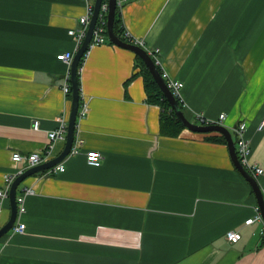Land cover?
Here are the masks:
<instances>
[{"label": "crops", "instance_id": "0c3cea01", "mask_svg": "<svg viewBox=\"0 0 264 264\" xmlns=\"http://www.w3.org/2000/svg\"><path fill=\"white\" fill-rule=\"evenodd\" d=\"M95 1L0 0V188L26 165L14 153L50 152L49 161L64 150L67 140L49 149L72 108L63 90L71 66L58 56L76 51L69 32ZM119 9L124 31L160 50L161 74L184 84L186 117L202 125L198 113L215 122L226 114L234 138L246 122L250 162L264 169V0H127ZM137 56L110 39L90 50L79 71L81 153L64 172L19 187L35 194L25 232L0 240V264H264V220L246 225L258 198L226 138L185 127L163 134ZM89 151L103 154L101 166L88 164ZM0 210L1 228L9 198ZM230 230L239 243L226 239Z\"/></svg>", "mask_w": 264, "mask_h": 264}, {"label": "built area", "instance_id": "2783aa9c", "mask_svg": "<svg viewBox=\"0 0 264 264\" xmlns=\"http://www.w3.org/2000/svg\"><path fill=\"white\" fill-rule=\"evenodd\" d=\"M125 1L127 0H117V8H122ZM94 13V8L92 6H89L87 9V14L83 16L80 19V29L78 30H71L69 34L75 38L76 41V51L75 52H68L65 54H61L58 56L59 60H62L66 62L69 66H72L73 59L75 57L76 52L80 49L82 46L86 36L87 32L90 26L91 18ZM109 13V4L108 0H104L101 12L99 15L98 23L94 31L93 39L90 43L89 49L86 52L85 61L90 53V50L94 48L95 46H100L108 42V32H107V17ZM123 37L125 38V41L135 44L138 46H141L145 48L146 44L144 40H140L138 38H134L129 32L124 31ZM147 49V48H145ZM148 53L154 57L155 63L159 66L161 64L160 59L158 57V54L160 53V50L158 48L155 49H147ZM85 63V62H84ZM81 70V69H80ZM163 78L167 82L168 87L173 92L174 96L179 99L181 102H183L181 91L184 87V84L179 81L172 78H169V75L164 72ZM63 90L65 94H71L72 92V85L70 82V75L67 76V82L65 83ZM82 116L86 114V108L82 111V113H79ZM79 117V116H78ZM196 119L198 122H200L202 125H213V124H223V121L226 118V114H221L219 121L215 122L213 120H210L207 118L203 113L196 114ZM59 125L58 127L53 130L50 133V139L52 142V145H50L49 149L54 148L55 143L58 141H66L67 140V130H68V118L67 116H61L58 118ZM39 127V122H35V128ZM264 129V119L262 123L260 124V130ZM235 135V144H236V151L238 154V157L243 164V166L252 173V175L258 180L259 176L264 175V169L260 166H258L255 163L250 162V157L252 154V146L250 140L246 137L247 132V123L242 122L233 130ZM81 147H82V141L80 139H76L74 142V145L72 147V150L70 152V155H78L81 153ZM48 150V149H47ZM46 150V151H47ZM45 151V152H46ZM50 154L43 152H33L28 156H23L20 153H14L13 154V161L17 164H26L25 166H22L15 174H9L5 177L6 186L4 188H0V200H6L9 198L10 189L14 181L18 176H20L23 172L26 170L35 167L37 165H40L46 161H48L47 155ZM87 162L91 166L99 167L102 164L103 160V154L99 151H89L86 153ZM54 172H64L65 166L63 163L55 166L52 169ZM262 191L264 194V187H262ZM35 194L34 189L32 188H26L17 195V203H18V217L15 226L13 227L12 231L13 233H24L25 232V224L21 222L22 216L26 213V199L28 196ZM1 214V210H0ZM263 216L259 209L257 210L256 215L253 218H250L246 221V225H253L257 222H262ZM226 239L232 243L237 244L242 240V234L239 231L236 230H230L226 234Z\"/></svg>", "mask_w": 264, "mask_h": 264}, {"label": "water", "instance_id": "95a60500", "mask_svg": "<svg viewBox=\"0 0 264 264\" xmlns=\"http://www.w3.org/2000/svg\"><path fill=\"white\" fill-rule=\"evenodd\" d=\"M103 2L104 0L95 1L94 13L91 18L87 36L82 46L80 47V49L76 52L75 57L73 59L72 66H71V79L70 80H71V85H72V108H71V114H70V119H69V124H68L67 141H66L65 148L61 152V154H59L54 159L46 161L35 167H32L26 170L25 172H23L20 176L16 178V180L11 186L10 194H9V199H10V204H11L10 218L8 222L3 227L0 228V240L5 235L10 233V231L13 229V227L16 224L17 217H18L17 195H18L19 187L29 177L52 169L53 167L63 163L70 155V152L72 150V147L74 145L75 138H76V129H77V124H78L77 122H78L79 110H80V105H81V88L79 85V65H80L81 59L88 51L90 43L93 39L94 31L98 23V19H99V15L101 12V7H102ZM108 4H109V13H108L107 32H108L110 41L119 47L133 51L134 53H136L138 56H140L144 60L146 66L152 73L154 79L159 84L163 94L168 99L177 118L179 119V121L185 128L193 132H200V133L217 132V133L222 134L226 138L233 163L235 164L237 169L241 172V174L248 180L253 190L255 191L256 196L258 198L260 211H261V214L264 220V194H263L262 188L260 187L258 180L241 163L238 157L237 151H236L235 140L230 130L227 127L220 125V124H213V125H207V126L199 125V124L191 122L186 117L183 108L179 104V100L174 96L173 92L168 87L167 82L163 78L160 69L158 68L153 58L148 54V52L141 46L131 44L121 39L116 34L114 30V24H115V19H116V12H117V0H108Z\"/></svg>", "mask_w": 264, "mask_h": 264}, {"label": "trees", "instance_id": "16d2710c", "mask_svg": "<svg viewBox=\"0 0 264 264\" xmlns=\"http://www.w3.org/2000/svg\"><path fill=\"white\" fill-rule=\"evenodd\" d=\"M121 22H122V19H121L120 9L117 8L114 30L121 39L125 40V38L123 37L124 28L121 25ZM137 59H138V63L142 69V73L145 79V88L148 94L149 102L151 104L159 105L163 110L162 116H161V130L163 134L170 135V136L179 135L180 132L184 129V126L181 124V122L177 118L168 99L163 94L159 84L154 79L152 73L146 66L144 60L140 56H137ZM84 62H85V56H83V58L81 59V62L79 65V71L83 67ZM79 85L81 88L80 75H79ZM179 104L183 108V110H185L184 105L180 100H179ZM220 137L221 139L225 141V137L223 135H221Z\"/></svg>", "mask_w": 264, "mask_h": 264}, {"label": "bare ground", "instance_id": "6f19581e", "mask_svg": "<svg viewBox=\"0 0 264 264\" xmlns=\"http://www.w3.org/2000/svg\"><path fill=\"white\" fill-rule=\"evenodd\" d=\"M122 10V9H121ZM69 117V116H68ZM69 119V118H68Z\"/></svg>", "mask_w": 264, "mask_h": 264}]
</instances>
